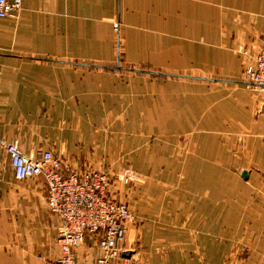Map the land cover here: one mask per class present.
Masks as SVG:
<instances>
[{
    "label": "crops",
    "instance_id": "crops-1",
    "mask_svg": "<svg viewBox=\"0 0 264 264\" xmlns=\"http://www.w3.org/2000/svg\"><path fill=\"white\" fill-rule=\"evenodd\" d=\"M263 27L264 0H21L18 19L0 20V137L80 171L126 158L164 184L184 176L161 200L151 182L136 195V230L178 243L162 264H264V139L245 172L218 139L235 112L249 128L255 108L264 134L237 51L254 49ZM183 140L197 152L173 167ZM45 196L43 180L16 181L0 152V264L42 263L58 226ZM84 246L77 264H94L95 243Z\"/></svg>",
    "mask_w": 264,
    "mask_h": 264
},
{
    "label": "built area",
    "instance_id": "built-area-1",
    "mask_svg": "<svg viewBox=\"0 0 264 264\" xmlns=\"http://www.w3.org/2000/svg\"><path fill=\"white\" fill-rule=\"evenodd\" d=\"M20 11L21 0H0V20H16ZM261 39V52L253 68L245 72V85L264 101V29ZM0 152L16 181L40 178L44 182L47 209L59 226L56 238L59 257L52 264H76L74 251L88 240L98 250L94 264H126L120 256L134 215L124 204L105 197L104 174L79 172L50 151L28 157L15 142L1 137Z\"/></svg>",
    "mask_w": 264,
    "mask_h": 264
},
{
    "label": "rangeland",
    "instance_id": "rangeland-1",
    "mask_svg": "<svg viewBox=\"0 0 264 264\" xmlns=\"http://www.w3.org/2000/svg\"><path fill=\"white\" fill-rule=\"evenodd\" d=\"M263 29L261 31V35L263 32ZM261 40L262 39L260 38L257 45L254 47V49L238 48L237 51L244 59L243 70L239 78V82L242 85L243 91L252 99L255 98L261 104H264V101L260 97L257 96L256 92H254V90L252 89H248L247 86L245 85V81H246L245 72L248 68H253V66L255 65L256 60L261 52ZM221 111L222 110H220V115H223ZM230 114L232 113L230 112ZM255 115L254 114L252 115L253 123L252 125H250L249 128H244L239 125V123L237 122L238 118L239 120H242V118L241 116H238L236 112L234 113V120L230 121L234 123L235 125L227 121H225L224 124L222 123L224 127L227 128V130H223V132L220 133L219 138H218L220 157L225 156L226 154L227 156L229 155V160L232 161L231 165L229 163V167L235 170L244 171L247 168L253 169L256 167L254 164V155L255 153H257L255 143H257L259 139H264V134L258 131L260 129H258L257 132H255L254 130L256 126H259V124L257 125L255 122V120H257L260 117L258 108H255ZM230 116L233 117V115H228L227 117L229 118ZM196 152H197L196 147L187 146V144L183 140L181 141L180 144H178L176 153L169 155L170 161H167V163L169 164L171 163L173 167L180 168V165L182 166L184 165V162L182 163L184 156L191 157L192 155L196 154ZM142 156L146 157V155H142ZM56 158L63 161L59 157H56ZM173 158H177V160H174ZM125 159L126 158H124L123 160L117 161L115 165L105 166V168L103 169L89 168L86 171H80V170L78 171L79 172L89 171L91 173L104 174L106 176V186H107L103 192L105 197H108L112 201L116 200L115 202L124 204L126 207L129 208V210L131 211V214L134 215V220L131 224L128 225L126 234L124 236V241L122 244V253L120 256V259L122 261H124L126 264H148L150 262L151 263L156 262V263L162 264V263H165L166 261L174 260L176 259V257H174V254L178 252L177 242H171V244H169V242L164 241L162 239L148 241L147 235L150 233H147L146 231H143L142 229H139V231L136 230L140 222H139V214L136 210V205L134 204L137 202L139 198V197L138 198L136 197L138 193L141 194L143 192H146V190L152 189L149 186L150 182L152 183V186L154 187L153 190L158 192L156 196L157 198L155 199L161 200V196H163L164 192L165 194L170 192L171 190L175 188V186L177 185L179 181L183 183L186 181L187 178H185L184 176H181L178 178H172L171 181L174 182V180H176L177 183L174 184L172 182L171 185L164 184V181H166V179L165 180L163 179L164 181H162V178L144 177V176L139 175L138 169H142L143 167H146V165L142 166L143 165L142 159L135 162L139 164L138 168H137V165L133 164L130 160L126 161ZM63 162L68 164L65 161ZM68 165L70 166V164ZM245 174L247 175V173ZM108 190H109L110 196L108 195ZM150 197L154 199L153 196H150ZM139 200H144V198H139ZM146 201H143V202L145 203ZM132 206H134L135 208H132ZM51 217L54 218L55 222L58 223L55 217H53L52 215ZM58 227L59 226H57V230H58ZM159 237H161V235ZM56 238H57V235L55 237V241L53 245L49 247L47 252L44 254L43 258H40L42 261L41 264H52L54 261L58 259L59 249L57 246ZM243 246H245L244 241L242 242V248ZM84 247H85L86 253L88 254V249H87L88 247L87 246H84ZM80 249L82 250L83 248L80 247ZM151 249H153V251ZM77 250L74 251L75 258H76V264H77ZM235 252H236V257L240 258V257L247 256L249 250L246 249L245 247L243 249L236 250V247H235ZM93 259L94 257L91 258V260ZM95 259L93 260L94 262H95ZM32 264H36V263H32Z\"/></svg>",
    "mask_w": 264,
    "mask_h": 264
},
{
    "label": "water",
    "instance_id": "water-1",
    "mask_svg": "<svg viewBox=\"0 0 264 264\" xmlns=\"http://www.w3.org/2000/svg\"><path fill=\"white\" fill-rule=\"evenodd\" d=\"M242 177H243V178H245V177H246V174H245V173H243V174H242Z\"/></svg>",
    "mask_w": 264,
    "mask_h": 264
}]
</instances>
